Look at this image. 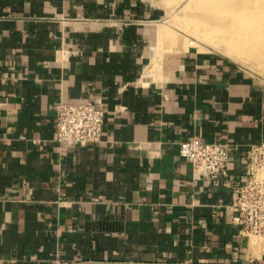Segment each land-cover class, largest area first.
<instances>
[{"label":"crops","instance_id":"1","mask_svg":"<svg viewBox=\"0 0 264 264\" xmlns=\"http://www.w3.org/2000/svg\"><path fill=\"white\" fill-rule=\"evenodd\" d=\"M163 0H0V264H264L231 210L264 143V79L193 48L160 51ZM103 135L55 141V105ZM193 137L229 147L199 178Z\"/></svg>","mask_w":264,"mask_h":264},{"label":"built area","instance_id":"2","mask_svg":"<svg viewBox=\"0 0 264 264\" xmlns=\"http://www.w3.org/2000/svg\"><path fill=\"white\" fill-rule=\"evenodd\" d=\"M55 141L61 148L88 147L99 143L103 135L104 111L91 102L59 101L55 105ZM179 156L189 163L197 177L216 180L228 169L229 147L193 137L179 143ZM246 159L250 174L234 188L231 210L241 229L264 233V143L249 148Z\"/></svg>","mask_w":264,"mask_h":264},{"label":"rangeland","instance_id":"3","mask_svg":"<svg viewBox=\"0 0 264 264\" xmlns=\"http://www.w3.org/2000/svg\"><path fill=\"white\" fill-rule=\"evenodd\" d=\"M163 1L165 3L167 15L162 22L161 35L158 40L160 42L159 49L161 52L164 50L173 51L193 48L199 52L218 56L219 58L237 65L252 78L264 79V62H262L264 61V35L258 39L256 48L251 51V53L248 51L245 52L244 55H247L246 59L244 58V55H240L237 52L236 47L238 43L225 40L224 38V31L228 28L231 22L240 18L242 14L249 12L252 9L251 7L242 6L243 3H240L239 8L228 10L224 9L227 6L222 4V7H224L223 9L217 5L215 8L217 11L213 10L211 12L209 11L211 10L209 8L204 9V7L208 6L211 0ZM228 1L230 3L231 1H243L245 3L248 0ZM212 33H215L216 35ZM234 50L237 52L236 54H239L238 57ZM257 61L262 63L260 65V67H262L261 69L259 65H257ZM260 176L264 177V172L260 173ZM248 234L250 239L255 240L256 242L264 239V233L260 235Z\"/></svg>","mask_w":264,"mask_h":264},{"label":"bare ground","instance_id":"4","mask_svg":"<svg viewBox=\"0 0 264 264\" xmlns=\"http://www.w3.org/2000/svg\"><path fill=\"white\" fill-rule=\"evenodd\" d=\"M206 3H208V2H206ZM240 3L241 4L243 3L242 6L244 5L247 7H251L252 9L249 12H247L246 14H242L241 16L239 15L240 18H237L236 20L232 19L233 22H231V24L228 26V28H226V30L224 31V38H225V40H228V41H231L234 43H238V45L236 47L237 52L240 55H244L245 52H247V51L251 53V51H253L256 48L258 39L262 35H264V0H248L245 3L243 1H240V2L231 1V3H230L228 0H211L210 3L208 4V6L204 7V9L209 8V9H211V10H209L211 12L213 10L217 11V9L215 10L217 5L223 9L224 7H222V4H225L227 7L224 9L234 10V8L236 9V8L240 7L239 6ZM229 4H231V5H229ZM212 34H215V33H212ZM217 34H219V33H217ZM219 42H221V41H219ZM237 52L235 51V54ZM239 54H236V56L238 57ZM244 56H245L244 58L246 59L247 55H244ZM261 58H262V55H261ZM258 61H259V59H258ZM262 62H264V61H262ZM258 63H257V65H259V67H260V65L262 63H259V64ZM261 68L262 67H260V69Z\"/></svg>","mask_w":264,"mask_h":264}]
</instances>
